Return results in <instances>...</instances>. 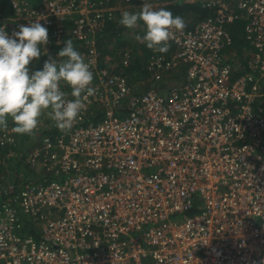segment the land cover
<instances>
[{
	"label": "built area",
	"instance_id": "obj_1",
	"mask_svg": "<svg viewBox=\"0 0 264 264\" xmlns=\"http://www.w3.org/2000/svg\"><path fill=\"white\" fill-rule=\"evenodd\" d=\"M137 1L124 0L159 2ZM185 1L209 15L174 31L166 53L151 50L138 94L130 51L106 61L97 51L112 0H9V37L39 21L48 48L72 23L96 92L67 132L41 119L29 147L0 132V154L31 170L0 174V264L264 261V0ZM225 25H247L248 56Z\"/></svg>",
	"mask_w": 264,
	"mask_h": 264
},
{
	"label": "clouds",
	"instance_id": "obj_2",
	"mask_svg": "<svg viewBox=\"0 0 264 264\" xmlns=\"http://www.w3.org/2000/svg\"><path fill=\"white\" fill-rule=\"evenodd\" d=\"M118 22L128 29L142 25L143 34L135 39L159 53H166L174 31H182L186 26L182 17L147 3L138 12L124 11ZM5 27L0 26V132L32 134L42 116L59 130L69 131L86 109L85 101L96 92L90 65L68 39L57 42L64 45L57 53L59 60H46L42 70L30 75L28 65L47 55V28L39 21L29 22L9 37ZM62 86L70 92L62 90Z\"/></svg>",
	"mask_w": 264,
	"mask_h": 264
},
{
	"label": "trees",
	"instance_id": "obj_3",
	"mask_svg": "<svg viewBox=\"0 0 264 264\" xmlns=\"http://www.w3.org/2000/svg\"><path fill=\"white\" fill-rule=\"evenodd\" d=\"M117 0H114V2H116ZM138 3L137 0H132V4L135 6ZM121 4L124 5L125 2L124 0H121ZM9 7V0H0V17L4 16V17H9L10 16V12L9 13H3V8ZM160 8H164L168 11H171L173 13L174 16H180L184 19V22L186 23V17H190L193 19V21H197V20H201L205 17H207L209 15V12L205 9H203L201 7L200 4L198 3H188L185 0H168V2H166V0H159V4L155 9H160ZM139 11V10H138ZM138 11H134L132 10L131 13H135ZM121 18V14L116 11L112 17L111 20L107 21L105 23V27L104 29L97 33L96 35V41H97V47L99 50L103 51V54L105 58H108V60H116L118 58L121 57L122 55V50L124 49L123 47L126 46L125 42L122 40L125 34V28L124 26L119 24V19ZM71 25L72 23L69 22L67 24V26L65 27L69 33L68 35H62V39L60 40V42L62 41H66L68 39H71L73 41V46L74 48L78 51L81 52V55L84 54L82 48L80 47V45L78 44V42L74 41L71 38ZM142 26V25H141ZM188 26V25H187ZM136 30L139 32L140 29H138V27L136 28ZM143 32L140 31V33ZM141 35V34H139ZM114 43L115 44V50L116 49H120L122 53H116L115 51H108L106 49V47H108L109 44ZM63 43H53L48 49H46L47 51V55H41L39 57L38 60H34L32 61L28 67H29V73L30 68L33 67L37 70H42L43 65L45 63L46 60L54 59V58H58L57 57V53L63 48ZM140 51L136 52V49H134V51H130V55L132 57L131 59V70L127 71L128 73H130L131 78H134L133 80L137 81V79L139 78V76L144 75V72H142L140 70V60H142L143 58L139 57L140 55H145L146 57L151 53V50H149L145 44H141L140 45ZM60 59V58H58ZM11 123V122H10ZM27 134H20V138L23 136H26ZM30 135V134H28ZM22 141H24L23 138H21Z\"/></svg>",
	"mask_w": 264,
	"mask_h": 264
},
{
	"label": "rangeland",
	"instance_id": "obj_4",
	"mask_svg": "<svg viewBox=\"0 0 264 264\" xmlns=\"http://www.w3.org/2000/svg\"><path fill=\"white\" fill-rule=\"evenodd\" d=\"M166 2H168V0H166ZM112 4H113V6L115 5V8H116L114 13L116 11H118L120 14H122L124 11H128V12L131 13L132 10H134V11L140 10V8H136V7H132V6L129 7V5L127 6L126 4L122 5L121 4V0H117L116 2H114V0H112ZM158 4H159V2L155 3V4L153 3L151 5L155 9L158 6ZM5 11L7 13H9L12 10H11V8L6 7ZM186 22L187 23H193L195 21H193V19L190 18V17H186ZM235 25H225L224 29L230 34V36H231V38L233 40V50H234V52H236V54H238V55L248 56L249 52H250V50L252 48V45H251V42H249L247 40H244V35H245V30H246L247 25H244V28L242 30H240V29L236 30L235 29ZM138 29H140V31H142L143 26H139ZM140 31L138 32L136 30V28L135 29H128V28L125 29V34H124V37H123L122 40L125 42L126 46L123 47L124 49L122 50V52L134 51V49H136V52L140 51L139 47H140V45L142 43L138 42L135 39L136 35H138V34L142 35L143 34V32L140 33ZM96 44H97V41H96ZM115 47H116L115 44L111 43V44L108 45V47H106V49L108 51H115L118 54L122 53L120 49H116L115 50ZM48 48H46V49H48ZM97 51L99 53L101 52L102 56H104L103 51L99 50L98 47H97ZM148 56L147 57L145 55H143V57H142V55L139 56V57L143 58L142 60H140V65L145 60L148 59ZM55 59L56 58H54L53 60H55ZM106 60H108V58L104 57V61H106ZM239 65H240L239 62H233L231 64L232 71H235L236 69H238ZM186 69H187V66L183 65V64H181V65H179L177 67V69L175 70V73H174V82H176V83L184 82ZM30 71H31L30 73H32V72H35L36 69L31 67ZM133 79L134 78H132V80ZM233 80H234V77L231 76V80L230 81H233ZM137 82H142L143 83L141 85V88L137 91V93L138 94H142V93L146 92L147 88H148V84L145 81H140V79H139V81L137 79ZM94 83H95V81L93 80L92 81V85ZM158 85L159 84H155V87H157ZM62 90L66 91V92H70V89H68L65 86H62ZM69 99H71L70 96H69ZM44 118L48 119L46 116H42L40 118V123H39V125L37 127L38 129L42 126V122L43 121H41V119H44ZM9 122H11V121H9ZM35 131L36 130H34V132L32 134H30V135L27 134L26 136L21 137V138L24 139L25 145H24V143H23L24 141H22V139L20 140V145H23L25 147H29L32 144L33 140L35 139V134H34ZM15 173H17V174L19 173L18 175H20L22 179H27V178H29V176L31 174V170L29 168H27V166H24V165L17 166L16 164H12L11 158L7 159L5 154H2V155L0 154V174H3L5 176L6 180H11L13 178V176L15 175ZM39 174H40V178L48 177V178L53 179V175L49 174V173H46L45 170H43V169L39 171ZM28 224H30V225L27 226L28 232L25 233V236L26 235H31L32 232H33V229H34L31 220H29ZM144 264H147V262H145Z\"/></svg>",
	"mask_w": 264,
	"mask_h": 264
}]
</instances>
